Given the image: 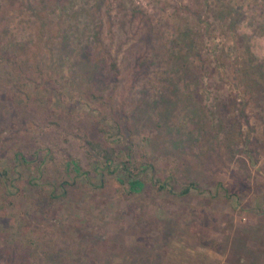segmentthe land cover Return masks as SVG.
Wrapping results in <instances>:
<instances>
[{"label": "rangeland", "instance_id": "1", "mask_svg": "<svg viewBox=\"0 0 264 264\" xmlns=\"http://www.w3.org/2000/svg\"><path fill=\"white\" fill-rule=\"evenodd\" d=\"M0 264H264V0H0Z\"/></svg>", "mask_w": 264, "mask_h": 264}, {"label": "trees", "instance_id": "2", "mask_svg": "<svg viewBox=\"0 0 264 264\" xmlns=\"http://www.w3.org/2000/svg\"><path fill=\"white\" fill-rule=\"evenodd\" d=\"M112 65H114V63H112ZM223 118H225V117H223ZM103 150L101 151V155L105 158V159H107V158H109L110 157V153H108L107 152V150L108 149H106V148H102ZM170 181H169V179H167V178H164V180L161 182V183H159L158 185H157V188H165L166 187V185L169 183ZM4 184V183H3ZM132 184V183H131ZM195 184V182L194 181H189L188 183H186V184H184V185H181L179 188H178V193H185V192H187V190H188V188L190 187V185H194ZM133 185V184H132Z\"/></svg>", "mask_w": 264, "mask_h": 264}]
</instances>
